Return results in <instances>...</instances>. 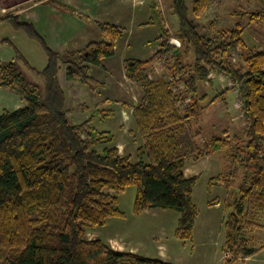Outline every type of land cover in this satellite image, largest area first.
<instances>
[{"label": "trees", "instance_id": "obj_1", "mask_svg": "<svg viewBox=\"0 0 264 264\" xmlns=\"http://www.w3.org/2000/svg\"><path fill=\"white\" fill-rule=\"evenodd\" d=\"M212 1L191 0L190 10L188 0H172V13L178 19L174 42L164 26L155 39H161L155 58L171 52L176 57L171 71L174 78L180 74L179 91L173 89L175 80L152 79L145 73L153 59L124 60L127 77L143 90L133 109L135 129L144 141L137 149V161L122 155L115 135L96 124L98 116H114V109L92 112L78 124L69 121L68 96L59 81L63 63L68 81H80L90 89L103 85L92 69L104 67V60L116 55L117 40L126 29L101 23L108 41L60 52L51 49L20 14L0 13V25L8 23L25 32L48 57L46 66L38 70L10 39H0V44L15 49L12 60H0V87L17 92L25 101L24 107L0 114V259L11 264H177L116 250L101 238L89 239L87 233L106 225L111 217H125L118 207L119 194L135 185V214L174 209L180 214L175 238L183 243L193 240L199 212L193 188L198 175L187 177L184 169L190 161L231 145L228 138L215 135H204L207 138L200 143L197 136L203 129L193 125L230 89L221 90L209 106L201 105L199 83L213 80V71L238 89L247 120L245 139L236 137L230 149L237 151L228 155V173L237 176L242 169L244 174L239 197L230 204L225 221V264L244 261L264 247L250 245L246 237L248 224L264 228L251 219L253 213L264 212V48L250 51L237 65L232 52L247 46L241 36L246 26L238 24L217 44L205 39L191 13L199 17ZM260 21H264L263 8L251 13L248 24ZM175 42L185 51L193 50L192 63L183 66ZM25 69L41 77L44 87L29 79Z\"/></svg>", "mask_w": 264, "mask_h": 264}, {"label": "rangeland", "instance_id": "obj_2", "mask_svg": "<svg viewBox=\"0 0 264 264\" xmlns=\"http://www.w3.org/2000/svg\"><path fill=\"white\" fill-rule=\"evenodd\" d=\"M153 2L156 3L155 6H157V8H155L156 13L152 19L155 20V23H150L151 25L149 26V30H147V32H150L151 34L147 33L145 39L139 40L138 34L136 33L135 29L136 27L133 28L132 26V28H130V26H127V31H130V33L127 32L128 35L117 40L116 55L112 58L106 59V61H108V64L110 65V69L113 68V72L117 76H119L117 79V85L122 84L120 87L125 88V90L122 91L119 88L114 93L113 91H108L113 89L116 85H107L109 81V74L105 75V71H101L99 72V74L101 75L100 79L105 81L106 83L105 85L97 86L96 89H90V87L80 81L70 82L66 78H64V75L61 77L62 83H60L63 88H65V90H67L68 92V100L66 106L68 107V111L71 117H75L76 122L83 121L85 119V117L81 118L80 114L87 112L88 109L89 115L90 112H99L100 110H108L111 108L116 110L118 112V115L122 116V119H124V122L127 126L130 125V120L132 118V110H128L126 106L124 109L122 107H124L125 104L135 101L136 99L139 101L141 94L140 92L142 89L140 90V87L134 81L133 82L135 84H132V80L130 81L128 77L123 76L125 72V67L124 62H122V60L124 58L134 57L139 58L141 60L153 59L145 68V73L148 74L152 79H157L162 76H166L168 77L169 81L175 80L176 86H173V89L175 90V92L176 89H180V74L174 78V75L171 71V69L176 65V57L173 55V53L171 52L168 55H165L164 58L154 57L158 51L160 44L159 42L161 41V39H159L158 41L155 40V32H160L161 27L164 26L166 28L168 24V29L166 30L169 31V38H171L174 42V37L176 36L178 31V19L177 16L173 15L172 13V0H153ZM188 4L191 10V0H188ZM261 8L264 9V0L259 1V3H256L254 0H214L212 1L211 5L208 6L201 13L199 17H195L192 13L191 16L199 22L200 31L204 35V38L208 41H211L213 44L220 43L224 34H226L231 29H236V26L238 24L240 26H246V29H244L243 34L241 36L247 42V46L239 47L237 51L232 52V61L235 64L239 65L244 63V58L249 54L250 51L260 49V43H262V47H264V21L252 23L250 26L248 24L251 13L255 10H261ZM143 10H147V12L149 13L150 7L148 6L147 8L143 5L141 10L140 7L139 9H137V11L135 12V19H137V22H140L141 20H145L144 18H147L148 14L143 13ZM110 12L111 13L108 14L109 16H107L110 19L113 16H120V12H116L115 9L113 11L110 10ZM83 37L84 36L81 35V39ZM102 38L109 40L108 37L104 34ZM128 41L132 42L130 47H127ZM175 44L179 46L177 50H180V60L182 61L181 63L183 64V66H187L188 63H192L194 61L195 56L193 50L190 49L189 51H185L184 46L181 47L178 42H175ZM112 59L114 60L111 61ZM119 62H122L123 66L119 70H117V65L119 64ZM60 64L61 69L65 74V65L63 63ZM24 71L29 77V79L35 81L36 83L44 87L43 79L41 77H37L28 69H25ZM211 76L213 80L203 81L199 83V97L200 99H202L201 105H208L210 100L213 99L214 96H216L221 90L230 88L226 93L228 107H226L227 103L218 99L217 101H215L217 104L213 105L215 102L211 104L210 110L202 113L199 116V119L193 125L195 129L202 126L203 131L200 133V135H198L200 137H203L204 135L223 136L222 130L226 129L227 136L225 138H228L231 145L234 146L236 137L238 140L245 139L243 130L247 124V120L243 114L242 105L239 100L238 89L233 85V82L231 80L224 78L217 71L211 72ZM107 86H109L108 90ZM135 93L136 96L133 95ZM15 94L19 95L17 92H15ZM128 96L130 99L128 98ZM107 101L110 102L106 106L109 107L108 109H106L105 107V103ZM23 102L25 104L24 100ZM84 104L87 105V108L83 107ZM123 111H125V114H123ZM118 117L117 113L115 116L105 117L104 121H98V127L100 129L110 130L112 132L113 126H115L114 124L118 122ZM220 117H222V119L218 121V126L216 127V129H214V132H212L213 134H209L206 127L208 126L207 122H210L211 119H218ZM101 119L103 120L104 118ZM129 132H127L123 136V139L126 140L123 142L124 147H121L125 148V150L124 153H120L122 155H125L130 152L131 154L128 155L132 156L133 160H138L137 149L143 145L144 141L141 138L140 134L136 131L135 125L134 129H131ZM118 134L121 133L118 132ZM118 134H114L116 138V144H118L119 141ZM241 143V145H243V141ZM231 145H229V147L223 148L220 151H214L220 152V154L216 153L214 159H212L211 161H207V163L205 161H201L198 165H196V170H200L201 174H192V176L198 175L197 182L195 183L193 188V198L199 210L197 214L198 226L203 227L205 229L207 228V224L209 223H212L214 225H219L223 223L224 233L225 221L227 220L229 213L231 212V208L228 203H234L237 194H239L236 186L238 181L237 178L239 176L241 177L244 172H238L237 177L236 174H234L232 171H229L228 175H224V181L221 185L212 184L211 181L213 180L211 179V176L216 173H219V171L222 170L224 164H226V160H224L225 154H232V150L234 153L237 151V149L234 148L230 149ZM211 162H214L216 166L213 165ZM135 195V185L129 186L124 192H121L119 194L120 199L118 207L125 212L128 218L124 225L120 224V217H111L107 220L106 225L97 227L96 231H99L102 235H104L108 231L111 232L120 229H132L133 232H135L134 234H139L136 236H143V234H147L151 230V228L147 223L146 217H144V212L139 214H135L133 212ZM219 203L220 207H218ZM164 210L168 212L167 215L171 214L170 212H172V214L179 213L174 209ZM219 214H222L223 216L220 221ZM167 215L166 217L164 216V218L162 219V223L166 222L168 227H170L171 225H177V219H173L172 216L167 217ZM210 216L212 218H209ZM251 219L253 220V222H257L258 224L264 225V212L253 213L251 215ZM252 224H248V230H246V237L248 239V243L252 246L264 245V228ZM224 233H222V239L223 243L225 244L224 241L226 238V233L225 235ZM206 234L207 233L205 231L204 234L201 235ZM150 253H153V251L151 250ZM0 264L11 263L8 260L0 259Z\"/></svg>", "mask_w": 264, "mask_h": 264}, {"label": "crops", "instance_id": "obj_3", "mask_svg": "<svg viewBox=\"0 0 264 264\" xmlns=\"http://www.w3.org/2000/svg\"><path fill=\"white\" fill-rule=\"evenodd\" d=\"M254 1L256 3H259V1L261 0ZM143 5L147 8L148 6L150 7L149 13L147 12V10H143V13L148 14L147 18H144L145 20L137 22V19H135V12L137 11V9H139V7L141 10ZM155 5L156 3H154L153 0H0V13L14 11L15 13L20 14L24 20L31 22L37 28V30L45 37L47 44L51 49L61 52L63 50L73 51L80 49L91 41L106 40L102 38L103 34L105 35V33L100 27L101 23H112L114 25L124 27L126 29V32L122 37L130 33V31H127V26H130V28H132V26L133 28L136 27L135 29L136 33L138 34L139 40L145 39L147 33L151 34L150 32H147V30H149V26L155 23V20H152L156 13L155 8H157V6ZM114 9L116 12H120V16H113L111 17V19L108 18V14L111 13L110 10L113 11ZM81 35L84 36L82 39ZM160 35L161 31L155 32L154 38H158L160 37ZM4 38L10 39L14 43L15 47L25 56L30 65H32L38 70H42L46 66L48 61L47 54L43 49L42 45L37 40L30 38L23 31L15 30L8 23H3L0 25V39ZM131 43V41H128L127 47H130ZM259 48H264L262 47V43H260ZM14 57L15 49L13 47L8 44H0V60L7 62L12 60ZM125 59L127 58H124L122 62H124ZM113 60L114 59H112L111 61ZM122 62H119V64L117 65V70H119L123 66ZM101 71H105V75L109 74V81L107 85H116L111 90H108L109 86H107L108 91H113L114 93L119 88L122 91L125 90V88L120 87L122 84L117 85V79L119 76H117L113 72V68L110 69V65L108 64V61H106V59L104 60V67L94 66L92 69L93 75L100 81H102L103 85H105L106 82L100 79L101 75L99 74V72ZM63 75L65 78V74L61 69L59 72V80L61 83V77ZM123 76L127 77L126 71L124 72ZM131 82L132 84H135L133 81ZM139 89L141 90V88ZM65 91L68 96L67 90ZM140 93L141 99L143 95V90H141ZM133 95L136 96V93ZM224 97L225 99H220V101H224L225 103H227L226 107H228L227 96ZM139 101L136 99L135 101L125 104L124 107H122L124 109L126 106L128 110H132V118L130 120L129 126L125 124L124 119H122V116L118 115V112L115 110L114 116L117 113V117H119L117 119L118 122H116L114 124L115 126H113L112 132L115 135H117L118 132L121 133L118 134L119 141L117 144L121 153H124L125 150V148L121 147H124L123 142L126 140L123 139L124 134L129 132L131 129H134L135 119L133 116V109L134 105L137 104ZM109 103L110 102L107 101L105 103V107ZM216 104L217 103L215 102L213 105ZM24 106L25 104L21 96L15 94V92L0 87V114L5 109L16 110ZM210 106L208 107L209 109L207 108L204 112L210 110ZM83 107L87 108V105L84 104ZM108 108L109 107H106V109ZM88 111L89 109L87 110V112L80 114V117H85L86 119L92 113L90 112V114L88 115ZM123 112V114H125V111ZM68 118L72 124H78L82 122H76L75 117H71L70 114H68ZM221 119L222 117L218 119H211L210 122H207L208 126H205L207 127V131L209 132V134H213L212 132H214V129H216V127L218 126V121H220ZM104 120L105 118L102 120L101 117L98 116L96 118V124L98 125V121L102 122ZM226 132L227 130L223 129V136L221 137L225 138L227 136ZM197 138L200 143H203L207 137L197 136ZM216 153L220 154V152H213L209 155L201 157L198 160L190 161L184 169V174L187 177L192 176V174H201L200 170H196V165H198L201 161H205L206 163L207 161H211L212 159H214ZM128 154L131 153L128 152ZM228 155L229 154H225L224 160H226V164H224L222 170L219 171V173H216L211 176V179L213 180L211 181L212 184L221 185V181H224V175H227L228 167L230 164ZM134 161L137 160L135 159ZM211 163L215 165L214 162ZM241 171L243 172L242 169H240L239 172ZM220 177L222 178L220 179ZM237 179L238 181L236 186L237 190L239 191V187L243 180V174ZM238 197L239 194H237L236 199ZM228 204L230 205L232 203ZM218 207H220V203L218 204ZM167 213L168 212L164 209L158 208L144 211V217H146L147 223L150 226L151 230L147 234H143V236H136L139 234H134L135 232H133L132 229H120L111 232L108 231L105 233L106 235H102L99 231H96V228L93 231H89L87 233V237L89 239L101 238L107 241L116 250L138 253L147 257L160 258L166 261L175 262L177 264H225V244L223 243L222 239V233H224L223 223L219 225L209 223L207 224V228L204 229L203 227L198 226V220L196 217L193 240L183 243L182 241L176 239L174 236V230L176 228V225H171L170 227H168L166 222L162 223V219L164 218V216L166 217ZM170 213L171 214H168L167 217L172 216L173 219H177L178 222L180 214H172V212ZM222 217V214H219V221L222 219ZM209 218L212 217L210 216ZM127 219V215L125 214V217H122L119 221L120 224L124 225ZM205 231L207 234L201 235L204 234ZM151 250L153 251V253H150ZM237 264H264V247H261L254 255L246 257L244 261H239Z\"/></svg>", "mask_w": 264, "mask_h": 264}, {"label": "built area", "instance_id": "obj_4", "mask_svg": "<svg viewBox=\"0 0 264 264\" xmlns=\"http://www.w3.org/2000/svg\"><path fill=\"white\" fill-rule=\"evenodd\" d=\"M181 87V86H180Z\"/></svg>", "mask_w": 264, "mask_h": 264}]
</instances>
